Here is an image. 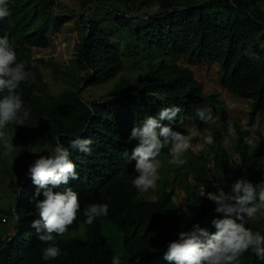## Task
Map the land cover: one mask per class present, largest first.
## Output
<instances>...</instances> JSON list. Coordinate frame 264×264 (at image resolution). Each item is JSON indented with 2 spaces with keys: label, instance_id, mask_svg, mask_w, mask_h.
<instances>
[{
  "label": "trees",
  "instance_id": "obj_1",
  "mask_svg": "<svg viewBox=\"0 0 264 264\" xmlns=\"http://www.w3.org/2000/svg\"><path fill=\"white\" fill-rule=\"evenodd\" d=\"M58 1L25 0L9 4L11 16L0 20L12 24L35 65L43 66L46 62L33 52L50 47L63 23L72 20L70 16L54 14ZM190 1L162 0L156 14L134 27L130 23L136 18L114 16L113 22L128 27L136 42L154 49L165 59L150 66L144 79L132 83L121 78L113 85L110 98L90 101L82 94L115 79L123 71V63L110 35L96 21L87 20L84 13H79L74 24L83 27L74 44L75 71L62 74V91L49 100H38L39 107L33 112L46 121L48 130L44 138L51 147L57 136L65 146L77 136L93 140L92 155L73 151L72 159L78 165L80 179L70 181L69 186L78 192L82 209L92 202L108 203L109 215L88 225L83 211L79 212L68 232L82 224L87 227L86 238L56 237L62 255L45 262L41 255L47 245L30 226L38 215L32 201L35 186L28 176L20 184L13 206L14 215L19 217L15 232L0 240V264H111L112 256L117 254L102 235V220L109 221L122 233L125 253L122 264H168L163 252L182 225L185 231L197 222L211 227L215 205L197 191L200 176L207 181L203 193L216 191V187L227 192L231 183L241 176L253 182L264 179V140L253 139L255 146H250L245 143L246 132L236 127L237 161L221 150L215 151L213 158L214 176L204 173V166L190 167L189 173L197 183L186 190L192 218L179 212L171 201L172 192L163 191L158 195L159 202L151 204L141 201L140 194L131 186L135 161L130 164L125 151L131 154L136 142H129L128 136L144 115L155 114L170 102L179 104L184 118L178 119L173 128L182 133H186L189 123H204L196 116L201 106L210 109L215 120H222L219 95L215 91L205 93L204 82L190 68L166 59L181 58L188 65L202 66L218 87L250 100V121L264 111V10L260 0H205L198 5ZM15 133L25 148L26 133L18 124ZM180 171L178 167L177 176ZM214 184L217 186L213 187ZM241 264H264V261L249 250L241 257Z\"/></svg>",
  "mask_w": 264,
  "mask_h": 264
},
{
  "label": "clouds",
  "instance_id": "obj_2",
  "mask_svg": "<svg viewBox=\"0 0 264 264\" xmlns=\"http://www.w3.org/2000/svg\"><path fill=\"white\" fill-rule=\"evenodd\" d=\"M11 14L9 0H0V20ZM28 76L25 63L17 60L9 36L0 35V142L9 151L16 146L13 137L7 135L8 125H22L30 117V111L24 110L22 95L17 91ZM183 111L179 104L170 102L155 114L144 115L132 127L128 140L136 143L131 154L125 151V155L130 164L135 161V176L130 183L138 194L156 192L163 167L159 159L163 149L168 150L169 165L182 167L187 163L189 150L204 152L214 144L215 137L210 129L203 130V142L195 147L192 134L174 130L177 120L184 118ZM196 116L206 124L216 122L210 109L197 108ZM245 143L255 146L248 137H245ZM92 144L91 138L77 136L65 146L57 136L54 146L43 152L47 154L38 155L28 164L27 175L35 186L32 201L38 215L30 226L35 229L38 239L47 245L41 255L45 262L62 255V249L55 243L56 237H63L68 232L79 212L83 211L88 225L109 215L108 203L92 202L82 209L78 192L69 186L70 181L80 179L78 165L72 159L73 151L90 156ZM202 195L215 205L211 227L197 222L185 231V225H182L176 238L167 243L163 259L168 264H241V257L250 250L257 259L264 261V234L247 226L258 214H264V179L253 182L241 176L231 183L227 192L218 188ZM147 202L158 203L159 196L152 194ZM111 264H122L121 257L113 255Z\"/></svg>",
  "mask_w": 264,
  "mask_h": 264
},
{
  "label": "rangeland",
  "instance_id": "obj_3",
  "mask_svg": "<svg viewBox=\"0 0 264 264\" xmlns=\"http://www.w3.org/2000/svg\"><path fill=\"white\" fill-rule=\"evenodd\" d=\"M25 0H9V4L21 3ZM162 0H59L54 8V14L70 16L71 21L63 23L60 33L55 37L54 42L45 51L33 52L36 57L42 56L46 64L38 66L30 61V55L25 46L19 41L15 30L10 22L0 23V35L7 34L10 42L16 49L17 60L26 65L28 78L21 82L20 90L24 101V110L30 111V117L19 125L26 133L27 145L24 148L19 142L15 133V124H9L7 135L13 137L15 149L9 151L0 142V240L12 236L15 232L17 221L13 212V206L18 199L20 184L28 177V164L38 155L47 154L51 148L48 141L44 138L48 130L46 121L37 116L33 111L39 107L38 100H49L50 96L58 95L64 88L61 79L62 74H71L75 71V41L82 33V25L74 24V20L79 19V13H84L87 20L93 19L99 27L110 35L112 44L121 57L123 71L112 81L100 87L89 88L87 93L82 94L85 100H97L101 97L110 98L111 89L121 78H126L132 83L144 79L150 66L158 64L164 60L159 52L152 48L140 45L131 36L128 27H119L113 22L114 16L124 14L128 18H136L131 27L140 25V21L156 14L159 10V3ZM205 0H191L190 4L198 5ZM264 10V0H260ZM167 62L175 61L181 66L190 68L196 77L204 82L205 93L215 91L220 101L222 112L220 118L213 123L192 122L186 125V133L192 134L193 147L203 142V130L210 129L215 137V142L209 145L204 152L189 150L186 153L187 163L179 167L180 176H177L175 165L167 163V148L162 150L159 159L163 163L160 169L161 179L155 193L149 192L140 194L141 201H147L152 194L160 195L163 191L172 192L171 201L178 207L179 212L183 211L188 218H192L190 211L189 197L186 190L197 183L190 172V167L204 166L206 174L214 176L213 158L215 151L224 150L233 161L238 160L236 153V127L240 131L246 132L248 138L253 140L262 138L264 140V111L255 114L254 120H249L250 100L241 99L224 89L217 86L214 77L205 72L202 66L188 65L183 59H166ZM52 65H54V67ZM159 102H161L159 100ZM200 108H206L201 106ZM207 109V108H206ZM41 140L37 142V140ZM264 156V155H263ZM208 170L210 172H208ZM208 175V176H209ZM200 184L197 191L200 195L206 190L207 181L204 177H199ZM217 186L216 184H214ZM218 189V187H216ZM253 231H260L264 234V214H258L248 225ZM100 228L103 237L112 245L116 254L124 257L122 245V233L109 221L102 220ZM85 225H80L77 230L69 231L63 238H86Z\"/></svg>",
  "mask_w": 264,
  "mask_h": 264
}]
</instances>
